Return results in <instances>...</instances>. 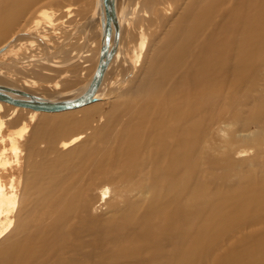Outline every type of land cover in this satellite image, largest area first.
<instances>
[{
	"label": "bare ground",
	"instance_id": "1",
	"mask_svg": "<svg viewBox=\"0 0 264 264\" xmlns=\"http://www.w3.org/2000/svg\"><path fill=\"white\" fill-rule=\"evenodd\" d=\"M28 1L23 9L37 0ZM91 3L79 24L62 23L60 47L45 29L61 31L56 12L42 9L0 58L12 53L9 65L39 80L78 70L84 85L69 94L79 97L99 65L106 22L102 0ZM113 5L115 49L94 101L48 112L0 100V264H264V0ZM24 43L38 54H22ZM13 68L1 70L10 77L0 91L61 102L17 86ZM18 114L26 119L3 135ZM67 124L75 133L51 155ZM21 156L31 179L25 208L14 173Z\"/></svg>",
	"mask_w": 264,
	"mask_h": 264
},
{
	"label": "rangeland",
	"instance_id": "2",
	"mask_svg": "<svg viewBox=\"0 0 264 264\" xmlns=\"http://www.w3.org/2000/svg\"><path fill=\"white\" fill-rule=\"evenodd\" d=\"M29 2L30 1H28V0H0V46L3 45L8 40V38H10V37H12V36H14L16 34L22 35L24 32H26V30H28V28L32 25V21H33V19L35 17V16H32V15L33 14L35 15L36 12H38L39 10L52 9L54 12H56V16H55L54 19H55V24H56L57 28L58 27L61 28L64 25H65L64 27L68 26L70 28L71 24H74V23H78L79 24V22H81V21H79V20H81L80 18L86 16L88 14V12L92 8L91 7L92 6L91 5L92 4L91 0H84V1H82V3L78 2L77 0H37L36 2H34V7L32 9H30V10H27L26 8L23 9V5L22 4L29 5ZM67 7H69V10L71 12L70 14H67V13L63 12V10L66 9ZM82 8H83V10H82ZM83 11L85 12V14L83 13ZM12 13L14 14V16L17 15L18 17H19V14L22 13V16L26 17V19L24 21L19 22V24H20L19 27L12 25V21L11 20H13V18H14V16H12ZM138 16H140V14L137 13L135 15V18L137 19V20H135V22L137 21L139 23L140 19H138ZM60 21H62V22H60ZM57 23H58V25H57ZM62 23H64V24L62 25ZM67 28H66V30L69 29V28L68 29ZM45 29L48 30L46 35H49L50 32H51V35H53V41L51 42V45L55 46L57 44L60 47L61 46V41L65 40V34H66L65 30L63 29V27H62L61 31H59V30L53 31L52 29H49V28H45ZM37 30L41 31L40 28L37 29ZM63 32H64V34H63ZM31 34H33V33L31 32ZM71 37L74 38V41H76V43H78V41L82 42L84 40L83 37H82L81 32H79L77 34L74 33V35L71 36ZM55 38L56 39L58 38V39L56 40ZM54 42H55V44H54ZM21 43H23V42H21ZM91 43H93V41ZM32 45L33 44H31V46ZM62 45H63V43H62ZM31 46L29 44H27V43L26 44L24 43V45L20 49V50H22V52L21 51H19V52H21L22 54H25V56H27L28 58H30L31 56H34L35 54H38V52L35 53V50H32V48L34 49V46L33 47H31ZM80 47H81V45H80ZM83 47L84 46H82V49H83ZM91 49L93 50L94 47L91 48ZM57 56H59V55L56 54V57ZM11 57H12V53L5 54L4 56H2L0 58V72L4 71L8 67L13 68L12 66L9 65ZM13 69H15V72H13L11 70H9V71L17 79L19 78V84H17V86H19V87L23 86L24 88H25V86L26 87L28 86L27 88H33L36 91L39 90L38 92H45L47 94L46 95L47 97H50V95H51L52 97H50V98L54 99L56 101L71 100L72 97L69 94V93H71L70 90H72V92L73 91L74 92H78L80 90L81 86L84 85V82H82V80L80 79V76L82 75L81 76V78H82V77H84L86 75V74L84 76H83V74L80 75L81 72L79 73L78 70L74 71V69H73L71 72L68 71V74L65 75V76L60 75V72H57L58 74H55L53 76L47 75L48 80H45V79L44 80H42V79L39 80L37 78L32 77L33 75H31V76L22 75L21 73H17V69L16 68H13ZM55 70L56 71H60V70L62 71L63 69L56 67ZM70 74L73 76L72 78H70V80L66 81L65 79H63V77H69ZM8 77H10V76H8ZM7 78H4V76L0 77V86H5L4 84H6L7 81L9 80V79L7 80ZM5 81H6V83H5ZM55 85L57 86L58 89L56 88L55 90H53V89L49 88L50 86L51 87H55ZM61 85L62 86H67V87H72V88H70L67 91L63 92V89L61 88ZM106 103H108V102L105 101V102H101V103H98V104H95V105H91V106L86 107V108H84L82 110H77L75 112H71V114H70V112L68 114H55L54 116H50V117H63V116H66V115H74V113H80L82 111H85V109L87 110V109H91V108H94V107H100L102 105H105ZM22 119L23 120L26 119L25 114H23V115H19L18 114L15 118H13L9 122V124L7 125V128L2 131V134L4 135L8 130H12V129L18 128L21 125L20 123H21ZM35 125H36V123L35 124L29 123L30 130ZM71 133H75V128H74L73 125L67 124L63 128H61V130H59L58 132H56L54 134L55 142L53 144V151H52L51 155H55V153H63L64 152V151L59 149V141H61L66 135H68V134L70 135ZM37 149L45 150L46 149V144H44L42 142H39L37 144ZM38 160H39V158L36 159V161H38ZM14 173L16 174V176H18L17 177V189H18V193L17 194H18L19 198L23 201V203H22L23 204V208H25L28 205V201L26 199V196H27V192L30 191L29 189L31 188V186H30L31 179L29 178L30 177L29 169L25 168L24 156H21V158H20V167L17 168L16 171H14ZM9 175H10V173L7 172V178L9 177ZM100 189L101 188H98V191H100ZM20 206H19V209H20Z\"/></svg>",
	"mask_w": 264,
	"mask_h": 264
},
{
	"label": "water",
	"instance_id": "3",
	"mask_svg": "<svg viewBox=\"0 0 264 264\" xmlns=\"http://www.w3.org/2000/svg\"><path fill=\"white\" fill-rule=\"evenodd\" d=\"M102 3L105 10L106 22L103 24V43L100 51V62L93 76V79L91 80L85 91L79 97L70 101H61L57 103H49L43 101L31 102L30 100L28 101L12 98L10 95L0 91V100L16 106H22L25 108H32L48 112L69 110L94 101L95 98L93 97V94L97 89L102 74L109 60L113 56L115 49L113 47L109 50V41L111 37V23L115 26L113 0H102ZM115 34L116 35L114 36V40L117 41V30ZM12 94L19 95L20 93H16V91H13Z\"/></svg>",
	"mask_w": 264,
	"mask_h": 264
}]
</instances>
